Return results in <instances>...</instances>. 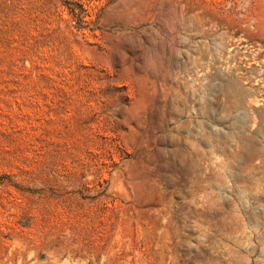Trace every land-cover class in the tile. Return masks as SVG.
<instances>
[{"label": "rangeland", "instance_id": "374dc122", "mask_svg": "<svg viewBox=\"0 0 264 264\" xmlns=\"http://www.w3.org/2000/svg\"><path fill=\"white\" fill-rule=\"evenodd\" d=\"M0 264H264V0H0Z\"/></svg>", "mask_w": 264, "mask_h": 264}]
</instances>
